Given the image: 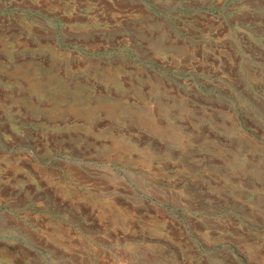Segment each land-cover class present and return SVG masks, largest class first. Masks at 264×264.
Instances as JSON below:
<instances>
[{
    "label": "rangeland",
    "instance_id": "374dc122",
    "mask_svg": "<svg viewBox=\"0 0 264 264\" xmlns=\"http://www.w3.org/2000/svg\"><path fill=\"white\" fill-rule=\"evenodd\" d=\"M0 0V264H264V0Z\"/></svg>",
    "mask_w": 264,
    "mask_h": 264
},
{
    "label": "crops",
    "instance_id": "0c3cea01",
    "mask_svg": "<svg viewBox=\"0 0 264 264\" xmlns=\"http://www.w3.org/2000/svg\"><path fill=\"white\" fill-rule=\"evenodd\" d=\"M26 1H28V6H29V7L34 6V2H33V0H26Z\"/></svg>",
    "mask_w": 264,
    "mask_h": 264
}]
</instances>
